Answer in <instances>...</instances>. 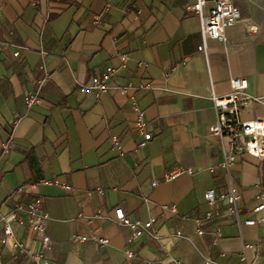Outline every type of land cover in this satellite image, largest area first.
<instances>
[{
  "label": "crops",
  "instance_id": "0c3cea01",
  "mask_svg": "<svg viewBox=\"0 0 264 264\" xmlns=\"http://www.w3.org/2000/svg\"><path fill=\"white\" fill-rule=\"evenodd\" d=\"M197 1L0 0V155L11 144L0 157V240L1 217L23 188L22 198L40 196L51 217V264H244L246 242L256 244L246 249L249 264H264V220L240 225L221 207L203 225L221 227L218 244L197 232L207 190L231 183L241 192L242 222L264 218V210L253 212L264 202V158L238 155L227 168L209 131L218 120L213 96L229 93L233 78L246 79L245 92L259 98L243 119L264 117V0H234L243 19L226 27V42L206 44L201 19L189 10ZM108 68L107 91H83ZM30 92L42 101L28 106ZM139 110L144 132L136 127ZM145 132L153 138L141 147ZM55 177L72 189L39 182ZM118 207L132 220L154 218L156 229L130 242ZM14 229L26 246L40 248L32 227ZM74 234L89 239L75 242ZM2 250L3 264H32L12 240Z\"/></svg>",
  "mask_w": 264,
  "mask_h": 264
},
{
  "label": "built area",
  "instance_id": "2783aa9c",
  "mask_svg": "<svg viewBox=\"0 0 264 264\" xmlns=\"http://www.w3.org/2000/svg\"><path fill=\"white\" fill-rule=\"evenodd\" d=\"M35 1V0H34ZM189 10L196 13L202 22V32L205 39V44L208 38L226 42L228 37L226 27L229 24H234L243 19L240 8L235 4L234 0H198L195 4L189 6ZM1 48V44H0ZM113 72V69L108 68L104 76H94L89 83L83 84L84 92L101 93L107 91L110 86L108 77ZM47 80V74L40 80V86H43ZM248 81L242 78H233L231 80L232 90L222 96H213L214 105L217 111L218 120L209 128L210 133L216 137L221 145L224 153V165L231 168L238 155L250 154L255 157L264 158V117L257 119H243L242 115L250 101H259V98L248 95L245 90L248 88ZM26 103L28 106L40 103L42 100L35 92H30L26 95ZM20 119L13 120V124H18ZM136 127L141 132H144L146 127L145 112L138 111V120ZM153 138L151 132H145V139L140 146H146L147 142ZM115 146H120L116 136L113 137ZM122 150V149H121ZM11 151V144L6 142L2 147L1 156L8 154ZM184 172V169H176L166 175V179L170 180ZM39 182L45 184H57L65 187L67 190L72 189L71 185L63 182L59 177L52 179H41ZM156 184V182H155ZM38 183H31L29 186L33 189ZM23 188H20L12 195L13 208L10 214L2 216L4 234L0 240V264H3L2 254L3 246L10 240L14 246L25 254L32 264H51L46 255L47 249L51 246L52 238L48 233V223L51 217L44 207V200L40 196H35L28 200L22 198ZM241 192L239 188L231 183L227 190L210 189L206 192V201L209 209L203 217L197 218V232L200 235L209 233L212 238V245H217L221 236V227H213L210 231L203 228V225L213 222L221 207L225 208L226 213L234 215L237 222L241 225H254L257 221H262L264 218L256 219L249 217L242 222L241 209L239 200ZM171 209L177 211L176 205H172ZM264 210V202L253 209L254 213ZM117 221L132 230L130 242H133L146 233H153L155 228V219L151 218L148 221L132 220L122 207L116 208ZM83 216V214H81ZM100 215L89 217V222H93L100 218ZM30 226L37 233L40 241V248L34 250L26 246L20 239L16 238L14 224ZM176 235L182 238H187L182 231H177ZM71 239L75 242H84L89 237L81 234L72 235ZM94 240L102 245L109 244V238L105 236H94ZM247 248H256L253 242L244 244V252L241 255V260L244 264H249L246 253ZM128 256H134L132 251L128 252Z\"/></svg>",
  "mask_w": 264,
  "mask_h": 264
}]
</instances>
